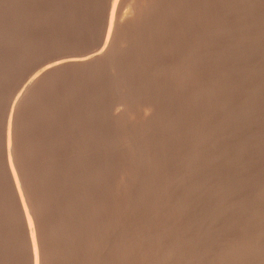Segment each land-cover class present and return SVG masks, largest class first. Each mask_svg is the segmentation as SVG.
<instances>
[{
  "label": "rangeland",
  "instance_id": "374dc122",
  "mask_svg": "<svg viewBox=\"0 0 264 264\" xmlns=\"http://www.w3.org/2000/svg\"><path fill=\"white\" fill-rule=\"evenodd\" d=\"M32 1L0 0V264H34L8 129L38 264H264V0Z\"/></svg>",
  "mask_w": 264,
  "mask_h": 264
},
{
  "label": "bare ground",
  "instance_id": "6f19581e",
  "mask_svg": "<svg viewBox=\"0 0 264 264\" xmlns=\"http://www.w3.org/2000/svg\"><path fill=\"white\" fill-rule=\"evenodd\" d=\"M15 1V0H14ZM27 1V0H26ZM29 1V0H28ZM32 1V0H31ZM77 1H79V0H77ZM77 1H75V2H77ZM89 1V0H88ZM130 1V0H129ZM136 1V0H135ZM134 1V2H135ZM141 1V0H140ZM168 1V0H167ZM179 1V0H178ZM184 1V0H183ZM190 1V0H189ZM192 1V0H191ZM33 2V1H32ZM69 2V1H68ZM104 2V1H103ZM116 0L114 1V5H113V9H114V7H115V5H116ZM125 2V1H124ZM142 2V1H141ZM24 3H25V1H24ZM27 3V2H26ZM46 3V2H45ZM73 3V2H72ZM94 3V2H93ZM160 3V2H159ZM191 3V2H190ZM20 4V3H19ZM21 4H22V2H21ZM20 4V5H21ZM30 4H31V2H30ZM108 4V3H107ZM154 4H155V2H154ZM157 4V3H156ZM178 4V3H177ZM185 4V3H184ZM75 5V4H74ZM98 5V4H97ZM100 5H102V4H100ZM99 5V6H100ZM165 5V4H164ZM174 5V4H173ZM182 5V4H181ZM192 5V4H191ZM199 5V4H198ZM205 5H207V4H205ZM204 5V6H205ZM24 6V5H23ZM107 6V5H106ZM105 6V7H106ZM36 7V6H35ZM102 7V6H101ZM110 7V6H109ZM131 7V6H130ZM159 7V6H158ZM162 7V6H161ZM179 7H180V5H179ZM187 7V6H186ZM203 7V6H202ZM31 8V7H30ZM41 8V7H40ZM192 8V7H191ZM197 8V7H196ZM14 9V8H13ZM17 9V8H16ZM136 9V8H135ZM168 9V8H167ZM177 9V8H176ZM29 10V9H28ZM33 10V9H32ZM107 10V9H106ZM22 11V10H21ZM26 11V10H25ZM67 11V10H66ZM110 11V10H109ZM128 11V10H127ZM181 11V10H180ZM197 11V10H196ZM30 12V11H29ZM130 12V11H129ZM139 12V11H138ZM143 12V11H142ZM193 13H195V12H193ZM228 13V12H227ZM26 14V13H25ZM50 14H52V13H50ZM108 14V13H107ZM167 14V13H166ZM179 14V13H178ZM191 14V13H190ZM48 15V14H47ZM110 15H112V14H110ZM114 15V14H113ZM112 15V16H113ZM131 15V14H130ZM180 15V14H179ZM23 16V15H22ZM69 16V15H68ZM137 16V15H136ZM186 16H187V14H186ZM198 16V15H197ZM202 16V15H201ZM14 17V16H13ZM26 17V16H25ZM44 18V17H43ZM73 18V17H72ZM113 18V17H112ZM112 18H111V20H110V22H109V30H107V32H108V35H107V39H106V41H105V43L106 44H108V40H109V38H110V36H111V32H113L112 30H113V24H114V20L112 21ZM7 19V18H6ZM67 19V18H66ZM135 19V18H134ZM191 19V18H190ZM170 20V19H169ZM172 20H174V19H172ZM182 20V19H181ZM187 20V19H186ZM203 20V19H202ZM129 21V20H128ZM193 21V20H192ZM200 21V20H199ZM176 22H178V21H176ZM181 22V21H180ZM204 22V21H203ZM49 23V22H48ZM12 24V23H11ZM117 24V23H116ZM133 24V23H132ZM14 25V24H13ZM55 25V24H54ZM189 25V24H188ZM117 26V25H116ZM146 26V25H145ZM166 26V25H165ZM203 26V25H202ZM51 27V26H50ZM203 27H205V26H203ZM226 27H227V25H226ZM117 28V27H116ZM52 29V28H51ZM58 29V28H57ZM62 29V28H61ZM180 29V28H179ZM189 30V29H188ZM224 30H225V28H224ZM13 31V30H12ZM14 32H15V30H14ZM49 32V31H48ZM115 32V31H114ZM186 32H188V31H186ZM114 34V33H113ZM143 34V33H142ZM141 35V34H140ZM61 36V35H60ZM194 37V36H193ZM156 38V37H155ZM51 39V38H50ZM141 39V38H140ZM146 39V38H145ZM175 39V38H174ZM192 39V38H191ZM115 40V39H114ZM160 40V39H159ZM184 40V39H183ZM45 41V40H44ZM41 42V41H40ZM170 42V41H169ZM63 43V42H62ZM104 43V44H105ZM160 43V42H159ZM178 43V42H177ZM40 44V43H39ZM54 44V43H53ZM103 44V45H104ZM105 44V45H106ZM70 45V44H69ZM78 45V44H77ZM94 45V44H93ZM104 45V46H105ZM120 45H121V42H120ZM119 45V46H120ZM159 45V44H158ZM184 45V44H183ZM228 45V44H227ZM112 46V45H111ZM115 46H117V44L115 45ZM68 46H66V48H67ZM106 47V46H105ZM114 47V46H113ZM153 47H154V45H153ZM119 48V47H118ZM51 49V48H50ZM61 49V48H60ZM178 49V48H177ZM69 50H70V48H69ZM107 50V49H106ZM114 50V49H113ZM118 50V49H117ZM124 50V49H123ZM122 50V51H123ZM170 50V49H169ZM188 50V49H187ZM186 50V51H187ZM73 51V50H72ZM119 51V50H118ZM51 52H53V51H51ZM76 52V51H75ZM104 50H102L101 49V51L99 52L98 51V54H96V56H94V55H89V56H92L91 58L87 55V57H89L90 59H88V58H86V57H82V58H79V59H74L73 57V59H70L69 57H67V58H69V59H67V58H65V60H61L60 62H55L54 64L55 65H53V66H51V67H49V69L48 68H46L47 69V71L48 70H51V69H54V68H58V67H61V66H63V65H66V64H82V63H87V62H89V61H92V60H94V59H96V58H98V57H100V56H103V54H104ZM167 52V51H166ZM55 53V52H54ZM95 53H97V52H95ZM94 53V54H95ZM190 54V53H189ZM223 55V54H222ZM175 56H176V54H175ZM182 56V55H181ZM104 57V56H103ZM189 57H190V55H189ZM168 58V57H167ZM180 58V57H179ZM193 58H195V57H193ZM227 58V57H226ZM59 59V58H58ZM107 59V58H106ZM163 59V58H162ZM197 59V58H196ZM51 60V59H50ZM57 60V59H56ZM117 61H119V60H117ZM174 61V60H173ZM213 61V60H212ZM214 62V61H213ZM109 63H110V61H109ZM178 63V62H177ZM189 63V62H188ZM209 63H211V62H209ZM105 64V63H104ZM159 64V63H158ZM192 64V63H191ZM52 65V64H51ZM77 66V65H76ZM79 66V65H78ZM82 66V65H81ZM178 66V65H177ZM63 68V67H62ZM73 68V67H72ZM190 68V67H189ZM112 69V68H111ZM104 70V69H103ZM194 70V69H193ZM45 71V70H44ZM55 71V70H54ZM114 71V70H113ZM76 72V71H75ZM60 73H62V72H60ZM107 73V72H106ZM158 73V72H157ZM169 75V74H168ZM45 76V75H44ZM36 77H38V76H36ZM35 78V77H34ZM68 79H69V77H68ZM114 79V78H113ZM171 79V78H170ZM194 79H195V77H194ZM198 79V78H197ZM32 80V81H31ZM30 81V83L32 84V82H33V80L34 79H31ZM37 80V79H36ZM36 80H35V82H36ZM161 80V79H160ZM180 80V79H179ZM110 81V80H109ZM121 81V80H120ZM165 81V80H164ZM182 81V80H181ZM34 83V82H33ZM114 83V82H113ZM198 83H199V81H198ZM161 84V83H160ZM166 84V83H165ZM171 84V83H170ZM33 85V84H32ZM36 85V84H35ZM141 85V84H140ZM189 85V84H188ZM30 86V85H29ZM37 86V85H36ZM159 86H161V85H159ZM175 86V85H174ZM182 86V85H181ZM195 86V85H194ZM197 86V85H196ZM33 87V86H32ZM38 87V86H37ZM36 87V88H37ZM40 87V86H39ZM178 87V86H177ZM34 88V87H33ZM166 88V87H165ZM38 89V88H37ZM185 88H183V90H184ZM186 90H187V88H186ZM192 90V89H191ZM200 90V89H199ZM15 92V91H14ZM162 95V94H161ZM178 95H179V93H178ZM22 96V95H21ZM193 96V95H192ZM196 96V95H195ZM15 97V96H14ZM180 97V96H179ZM183 97V96H182ZM181 97V98H182ZM194 97V96H193ZM115 98V97H114ZM173 99V98H172ZM176 99V98H175ZM143 100V99H142ZM192 100V99H191ZM121 101V100H120ZM131 101V100H130ZM144 101V100H143ZM182 101V100H181ZM180 101V102H181ZM184 101V100H183ZM145 102V101H144ZM77 103V102H76ZM179 103V102H178ZM15 104H16V101H15ZM18 104V103H17ZM183 104V103H182ZM153 105V104H152ZM81 107V106H80ZM101 107H103V106H101ZM142 107V106H141ZM149 107V106H148ZM147 107V108H148ZM86 108V107H85ZM166 108H167V106H166ZM170 108V107H169ZM171 109H172V107H171ZM178 109V108H177ZM176 109V110H177ZM181 109V108H180ZM73 110V109H72ZM150 110V109H149ZM168 110V109H167ZM179 110V109H178ZM177 110V111H178ZM148 111V110H147ZM143 112V111H142ZM15 113V112H14ZM149 113V112H148ZM146 114V113H145ZM153 114V113H152ZM176 115V114H175ZM174 115V116H175ZM78 116V115H77ZM84 116V115H83ZM11 117V116H10ZM147 117V116H146ZM149 117V116H148ZM170 117V116H169ZM78 118V117H77ZM81 118V117H80ZM92 118H93V116H92ZM161 118V117H160ZM163 118V117H162ZM167 118V117H166ZM162 120V119H161ZM172 120H173V118H172ZM145 121V120H144ZM165 122V121H164ZM9 123H10V119H9ZM82 123V122H81ZM85 123V122H84ZM170 123V122H169ZM63 125V124H62ZM79 125V124H78ZM117 125V124H116ZM167 125V124H166ZM81 126V125H80ZM91 126V125H90ZM8 127V126H7ZM9 127H11V126H9ZM57 128V127H56ZM116 128V127H115ZM79 129V128H78ZM81 129V128H80ZM149 129H150V127H149ZM152 129V128H151ZM157 130V129H156ZM136 131V130H135ZM162 131V130H161ZM160 131V132H161ZM15 132V131H14ZM17 132V131H16ZM89 132V131H88ZM94 132V131H93ZM120 132V131H119ZM10 133H12V132H10L9 131V129L7 130V162H8V167H9V170H10V173H11V177H12V179H13V182H14V184L13 185H15V189H16V191H17V193H18V195H19V201H20V203H21V206H22V211H23V214H24V218H25V221H26V223H27V227H28V233H29V238H30V245H31V251H32V255H33V260H34V264H38V263H41V262H38V252H37V243H36V236H35V232H34V229H33V224H32V221H31V219H30V216H29V213L27 212V210H26V206H25V203H24V200H23V197H22V195H21V193H20V187H19V183H18V180H17V177H16V173H15V171H14V169H13V165H12V163H11V156H10V139H9V135H11ZM5 136V135H4ZM61 136V135H60ZM82 136V135H81ZM87 136H88V134H87ZM102 136V135H101ZM132 136V135H131ZM16 137V136H15ZM20 137V136H19ZM77 139V138H76ZM88 141V140H87ZM86 141V142H87ZM85 143V142H84ZM14 144V143H13ZM81 144V143H80ZM43 147V146H42ZM89 147V146H88ZM44 148V147H43ZM77 150V149H76ZM82 150V149H81ZM83 150H84V148H83ZM45 151V150H44ZM17 152V151H16ZM20 153V152H19ZM49 153V152H48ZM76 153V152H75ZM80 154V153H79ZM86 154V153H85ZM91 154V153H90ZM19 158V157H18ZM44 159V158H43ZM88 159V158H87ZM150 159V158H149ZM16 160V159H15ZM99 161V160H98ZM65 162V161H64ZM97 163V162H96ZM102 163H103V161H102ZM67 164V163H66ZM42 165V164H41ZM53 165V164H52ZM86 166V165H85ZM72 167V166H71ZM82 169V168H81ZM17 170V169H16ZM140 170V169H139ZM102 171V170H101ZM20 172V171H19ZM69 172V171H68ZM83 172V171H82ZM104 172V171H103ZM24 173V172H23ZM48 174V173H47ZM27 175V174H26ZM21 176V175H20ZM19 176V177H20ZM88 176V175H87ZM93 176V175H92ZM91 176V177H92ZM99 176V175H98ZM23 177H24V175H23ZM22 177V178H23ZM89 177V176H88ZM72 179V178H71ZM90 179V178H89ZM140 179V178H139ZM37 181V180H36ZM66 181V180H65ZM72 181V180H71ZM23 182V181H22ZM23 184V183H22ZM88 184V183H87ZM65 188V187H64ZM69 188V187H68ZM82 188V187H81ZM84 188V187H83ZM89 188V187H88ZM22 189V188H21ZM86 189V188H85ZM25 190V189H24ZM87 195V194H86ZM1 203V202H0ZM47 205V204H46ZM43 206V205H42ZM1 207V206H0ZM37 207V206H36ZM5 208V207H4ZM32 208V207H31ZM75 210V209H74ZM9 212V211H8ZM39 212V211H38ZM48 213V212H47ZM1 214V213H0ZM7 215V214H6ZM3 216H4V214H3ZM2 216V217H3ZM8 216V215H7ZM5 217V216H4ZM54 218V217H53ZM5 219H7V218H5ZM32 220H33V218H32ZM35 221H37V220H35ZM14 222V221H13ZM9 223V222H8ZM79 223V222H78ZM87 223V222H86ZM50 224V223H49ZM54 224H55V222H54ZM36 226V225H35ZM82 226V225H81ZM49 227V226H48ZM39 228V227H38ZM80 229V228H79ZM36 230H37V228H36ZM63 230V229H62ZM52 231V230H51ZM97 231V230H96ZM77 233V232H76ZM40 235V234H39ZM45 235V234H44ZM93 239V238H92ZM76 240V239H75ZM14 241V240H13ZM62 242V241H61ZM67 243V242H66ZM1 244H3V243H1ZM65 244V243H64ZM76 244V243H75ZM87 244V243H86ZM6 245V244H5ZM60 245V244H59ZM19 246V245H18ZM73 247V246H72ZM94 247V246H93ZM44 248V247H43ZM90 248V247H89ZM1 251V250H0ZM9 251V250H8ZM68 251V250H67ZM68 253H70V251L68 252ZM55 254V253H54ZM64 254V253H63ZM71 257V256H70ZM96 257V256H95ZM20 259V258H19ZM28 263V262H27ZM33 263V262H32ZM44 263V262H43ZM74 263V262H73Z\"/></svg>",
  "mask_w": 264,
  "mask_h": 264
}]
</instances>
